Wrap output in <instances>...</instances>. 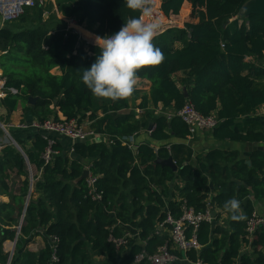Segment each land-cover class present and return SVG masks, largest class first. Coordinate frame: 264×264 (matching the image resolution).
Instances as JSON below:
<instances>
[{
    "label": "trees",
    "instance_id": "1",
    "mask_svg": "<svg viewBox=\"0 0 264 264\" xmlns=\"http://www.w3.org/2000/svg\"><path fill=\"white\" fill-rule=\"evenodd\" d=\"M159 1L163 13L183 25L167 27L153 40L166 59L159 66L138 70L139 78L150 81L149 94L142 96L139 107L161 103L174 112L190 101L200 113H213L218 119L211 130L215 139L264 141V123L239 121L264 103V82L256 81L264 79V14L244 15L250 0ZM185 3L188 10L183 16ZM55 4L63 15H75L76 24H84L90 31L77 28L74 32V26L69 27L55 12L43 20V7H26L16 21L29 19V27L19 31L0 28V60L6 78L0 101L10 113L26 103L28 96L37 97L31 105L37 121L57 118V108L66 119L80 123L87 118L96 132L110 139L70 142L69 149L67 142L54 137L52 149L57 153L45 163L42 153L47 141L41 131L34 133L29 144L15 138L30 166L40 171L39 177L31 174L37 196L31 194L28 201L31 167L11 142L0 146V195L11 196V202L0 203V263L9 255L3 251V242L14 239L24 211L21 239L10 264H136L133 257L141 249L151 253L169 240L166 232L154 234L167 211L178 217L181 199L199 210L212 192L216 219L198 226L196 238L201 248L191 251L189 257L206 264H264V228L244 247L248 243L245 222L254 210L253 202L264 199V150L250 153V165L237 151L220 148L210 149L192 162L187 145L169 142L190 133L180 117L147 111L137 118L129 107V97L117 102L95 97L81 80L83 69L99 54L95 37L118 32L127 19L139 13L129 10L124 0H55ZM54 67L60 74L51 72ZM177 73L182 75L176 77ZM11 87L17 91L10 92ZM142 128L161 143L155 149L144 142L134 152L124 139ZM169 156L178 166L175 171L154 162ZM85 165L97 175L101 200L87 195L85 179L76 181ZM232 197L240 200L245 220L234 221L229 213L222 214L225 201ZM126 230H137L138 236L127 237L118 246L109 240L110 235L121 237ZM37 234L43 236L44 247L38 251L24 248L22 239ZM144 239L145 245L141 243ZM93 255L105 259L98 262Z\"/></svg>",
    "mask_w": 264,
    "mask_h": 264
},
{
    "label": "built area",
    "instance_id": "2",
    "mask_svg": "<svg viewBox=\"0 0 264 264\" xmlns=\"http://www.w3.org/2000/svg\"><path fill=\"white\" fill-rule=\"evenodd\" d=\"M48 0H0V17L3 23H8L19 18L26 7H45ZM154 19L158 20L161 29L165 26L174 25L177 20L168 18L160 7V1L156 0ZM74 32H77L75 28L77 24H73ZM160 29V30H161ZM223 46V44H221ZM3 51H0V57ZM2 64L0 60V88L4 92V84L6 78L3 76ZM12 93L17 90L13 87L8 88ZM0 93V96L3 93ZM173 115L180 117L189 128V135L193 134L197 130H212L218 123V119L213 113L203 114L195 109L190 101H186L185 104L177 111H172L168 114V118ZM84 126L79 123L77 119L71 118H53L48 117L42 121L33 122L32 127L42 132V136L47 141V147L42 153V159L45 163L49 162L53 154L57 153L52 149L55 139L51 136L52 133L60 134L68 138L71 143L76 141H87L88 139L94 140L99 138L100 133L96 132L94 128L90 126ZM8 142H10L8 140ZM128 143V142H127ZM130 147H133L128 143ZM1 146V145H0ZM157 146L155 147V149ZM167 150L170 152V145H166ZM175 162V161H174ZM88 169V175L85 178L87 185V195L93 200H101L102 191L96 188L97 175L93 174L88 165H85ZM33 181V179H31ZM180 215L175 217L167 211L165 218L158 222L155 226L154 234H160L166 232L169 240L165 241L162 245L158 246L153 252H148L145 248L141 249L133 257V263H140L147 261L149 264H177L179 262H185L188 264H206L200 258L192 260L189 257L191 251L197 252L201 245L196 238V230L198 226L203 223H214L215 206L212 201V192H208L203 200V207L199 210L194 209L188 205L186 199H181L179 203ZM24 217L23 214L17 224V230L20 229ZM119 223V221H117ZM264 228V215L258 213L255 209L245 222V238L248 240L247 244H244L247 249L253 240L254 233ZM138 231L126 230L121 237L109 236V240L114 242L117 246L125 244L127 237H137ZM54 241H57L56 237H53ZM143 245L146 244V239L141 240ZM54 250V249H53ZM53 259L56 257L53 255Z\"/></svg>",
    "mask_w": 264,
    "mask_h": 264
},
{
    "label": "crops",
    "instance_id": "3",
    "mask_svg": "<svg viewBox=\"0 0 264 264\" xmlns=\"http://www.w3.org/2000/svg\"><path fill=\"white\" fill-rule=\"evenodd\" d=\"M48 2H50V7L49 9L43 12V20L47 19L51 12H55L59 18H62L64 20L67 19L64 15H62L60 11L57 10L55 0H49ZM187 9L188 8H186V11L183 12V16L187 14ZM31 24L32 22L29 19L23 22L15 20L13 22H10V24H7V23H3L0 17V28L4 26H8L13 31L22 30L25 27H29ZM75 24H76V21H75ZM182 25H183L182 21H176L173 26L181 27ZM75 28L76 29L83 28L84 30L88 32L90 31L85 27L84 24H81L79 26L77 25ZM175 46H181V45L179 43H175ZM247 59H251L252 61H255L254 58L248 57ZM256 62L258 61L256 60ZM262 63H264V60H262ZM51 72L53 74H60V69L58 67H54L51 69ZM180 75L182 74L177 73L176 77ZM256 81L264 82V79H256ZM149 89H150V81L145 78H140L138 85L136 87V90L129 97L130 109H132V111L134 112L137 118H141L144 115V113L147 111L152 112L155 116L166 115L168 117V114L171 113L172 110L169 108H163L161 103H158L157 105H153L149 102L145 108L139 107V104L142 100V96L148 95ZM2 93L3 94L0 96V98H2L5 95V88H4V92ZM31 105L32 104L28 102L24 103L23 105L19 104L15 110H13L10 113H7L5 107L0 101V123L6 127V129L8 130V132L11 134L13 138L22 140L23 142L27 144L30 143L31 139L34 136V133L38 131L37 129L31 126L33 122H37L36 117L33 115L31 111ZM99 115H100V112H99ZM55 116H57V118L64 117L57 108H55ZM248 120H256L261 123H264V103L259 105L253 112L245 116L239 117L240 122H246ZM80 123H82L86 127L89 126V120L87 118H83ZM3 133L5 134V132L0 126V145L8 142L9 140V137L4 136ZM149 134H150V131L148 129L142 128L138 132L127 136L124 139V141L130 143L132 146H138L139 144L144 143V142H149L155 147L158 146L161 142L152 140ZM51 136L53 138L55 137L57 140H64L65 142H67V146H69V149L71 148V143H70L71 141L68 138L60 134H56V133H52ZM109 139L110 137L107 134H100L98 139L97 138H95L94 140L88 139L87 142L88 143H91L93 141L94 142H100V141L108 142ZM169 142H182L185 145H187L191 149V152H192L191 153L192 162H196V159L199 157L200 158L204 157L205 153L208 150L213 149V148L237 151L239 153V157L245 158L246 160L247 159L250 160L249 156H250V153L252 152V151L246 150V143L230 141L228 139L226 140L215 139L211 134V130H197L193 134L187 135L183 139L172 137ZM30 167H31V174L32 175L35 174L37 177H39L40 171L34 170L32 166ZM33 182H34V179L32 181L30 196L31 194H33V196L35 197L37 196V193L33 191ZM8 202H11L10 195H6V194L0 195V203H8ZM253 204H254V209L258 213L264 215V199L256 200L253 202ZM222 211H223L222 214L225 215L226 212L224 210ZM21 215L22 213L19 216V220H20ZM4 227L8 228V226H4ZM11 227H16V225L11 226ZM15 237H16V240H15ZM15 237L14 239H6L3 242L4 252H7L9 254L14 253L16 242L19 238L21 239V237H19V233L18 235H15ZM14 240L16 241L15 243H14ZM22 241H23L22 242L23 247L26 249L32 250V251H38L41 248H43L45 245L43 236L40 234L33 235L32 237H29V238H24V240L22 239ZM93 257L98 262H102L105 259L103 255H93Z\"/></svg>",
    "mask_w": 264,
    "mask_h": 264
},
{
    "label": "clouds",
    "instance_id": "4",
    "mask_svg": "<svg viewBox=\"0 0 264 264\" xmlns=\"http://www.w3.org/2000/svg\"><path fill=\"white\" fill-rule=\"evenodd\" d=\"M126 7L139 15L127 19L112 35L96 36L99 54L89 68L83 69L81 80L97 98L112 102L130 97L139 82L138 70L161 65L166 57L153 44L160 30L154 19L156 0H124ZM224 211L234 221H243L241 202L235 197L225 201Z\"/></svg>",
    "mask_w": 264,
    "mask_h": 264
},
{
    "label": "water",
    "instance_id": "5",
    "mask_svg": "<svg viewBox=\"0 0 264 264\" xmlns=\"http://www.w3.org/2000/svg\"><path fill=\"white\" fill-rule=\"evenodd\" d=\"M250 13L264 14V0H250L248 3H246L244 8H243V14L244 15H248ZM1 92H2V89L0 88V93ZM185 95H186V93H185ZM36 99H37V97L28 96L27 97V102L33 104V103H35ZM0 126L3 129V131L6 133V135L9 137L10 142L22 153V155L26 159V162H27L28 167L30 169V164L28 162V159H27L25 153L23 152L22 148L20 147V145L17 143L15 138H13L11 136V134L8 132V130L6 129V127L3 124L0 123ZM150 127H151V125H149L148 129H150ZM132 149H133L134 152H136L137 151V146H133ZM246 150H248V151L264 150V141H262V142H248V143H246ZM154 162L158 163L160 165L168 166L174 171L177 170V168H178L177 164L173 161L171 156H169L167 158L157 157ZM246 163L248 165H250V160L247 159ZM87 175H88V169L86 167H84L83 170H82V173L80 174V176L77 178L76 181L85 179L87 177ZM30 177L32 179L31 173H30ZM31 179H30L29 191H28V194H27V201H28V198L30 196V191H31V187H32ZM233 180H235L237 183L241 182L238 179H234L233 178ZM27 201L25 202V206L27 204ZM22 214H23V212H22ZM18 233H19V230L16 231V235H18ZM15 240H16V237H15ZM15 240H14V243L16 242ZM11 257H12V253H10L8 255L6 264H10Z\"/></svg>",
    "mask_w": 264,
    "mask_h": 264
},
{
    "label": "rangeland",
    "instance_id": "6",
    "mask_svg": "<svg viewBox=\"0 0 264 264\" xmlns=\"http://www.w3.org/2000/svg\"><path fill=\"white\" fill-rule=\"evenodd\" d=\"M49 1V0H48ZM49 6H50V2H47V5L43 8V9H48L49 8ZM186 8H188V3H185L184 4V6H183V9H182V15H183V12L184 11H186ZM188 10V9H187ZM63 15V14H62ZM67 19H65L66 20V22H67V24H68V26L70 27V26H72L74 23H75V21H76V16L75 15H64ZM19 20V19H18ZM179 21V20H178ZM72 22H74V23H72ZM173 27V25H169V26H165L164 28H160L161 30H159V32L160 31H162V30H164L165 28H167V27ZM175 27V26H174ZM4 134V133H3ZM4 136H7L6 135V133L4 134ZM85 167V166H84ZM8 258V257H7ZM6 262H7V259H6V261L5 262H2V263H0V264H6Z\"/></svg>",
    "mask_w": 264,
    "mask_h": 264
}]
</instances>
